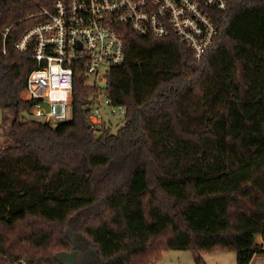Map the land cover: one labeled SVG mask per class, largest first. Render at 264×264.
Returning <instances> with one entry per match:
<instances>
[{"label":"trees","instance_id":"1","mask_svg":"<svg viewBox=\"0 0 264 264\" xmlns=\"http://www.w3.org/2000/svg\"><path fill=\"white\" fill-rule=\"evenodd\" d=\"M51 1L0 0V108L13 112L0 134V264H67L60 253L157 264L168 249L198 264L233 250L250 264L264 254V0L215 10L218 34L200 60L174 35L129 31L106 84L126 108L116 131L115 116L89 122L80 75L72 119L20 117L33 107L36 63L14 44Z\"/></svg>","mask_w":264,"mask_h":264},{"label":"built area","instance_id":"2","mask_svg":"<svg viewBox=\"0 0 264 264\" xmlns=\"http://www.w3.org/2000/svg\"><path fill=\"white\" fill-rule=\"evenodd\" d=\"M229 0H52L26 19L38 21L15 42L18 52L29 54L36 66L26 82L30 114L56 124L73 118L75 78L85 77L92 89L86 97L93 127L123 116L126 108L111 103L106 89L108 74L125 62L130 32L139 36H176L200 60L218 34L215 10ZM12 26L3 31L6 37ZM6 52V50H4Z\"/></svg>","mask_w":264,"mask_h":264},{"label":"rangeland","instance_id":"3","mask_svg":"<svg viewBox=\"0 0 264 264\" xmlns=\"http://www.w3.org/2000/svg\"><path fill=\"white\" fill-rule=\"evenodd\" d=\"M87 86V85H86ZM8 102H12V98L8 99ZM13 117V112L11 110H3L0 108V134L2 135V131L9 118ZM20 117L30 118L32 119V115L30 112L23 111L20 114ZM120 116H115L112 119L113 122V131L118 129V125L116 123V118ZM114 120V121H113ZM111 122V118H109L108 123ZM111 122V123H112ZM258 240H262L261 236L258 237ZM92 249H94L92 247ZM94 251V250H93ZM205 263L201 264H237L236 261V252L233 250L227 251H217L214 253H205L203 254ZM253 264H264V255L257 254L254 256ZM157 264H198L195 261L194 253L191 250H179V249H168L163 251L162 258Z\"/></svg>","mask_w":264,"mask_h":264},{"label":"water","instance_id":"4","mask_svg":"<svg viewBox=\"0 0 264 264\" xmlns=\"http://www.w3.org/2000/svg\"><path fill=\"white\" fill-rule=\"evenodd\" d=\"M58 258L64 260L67 264H74L76 262V253H60L58 254Z\"/></svg>","mask_w":264,"mask_h":264},{"label":"crops","instance_id":"5","mask_svg":"<svg viewBox=\"0 0 264 264\" xmlns=\"http://www.w3.org/2000/svg\"><path fill=\"white\" fill-rule=\"evenodd\" d=\"M260 241H261V240H260ZM262 255H264V254H262ZM253 258L255 259V257H253ZM254 259H252V261H251V263H250V264H253V263H254V262H253V261H254Z\"/></svg>","mask_w":264,"mask_h":264}]
</instances>
